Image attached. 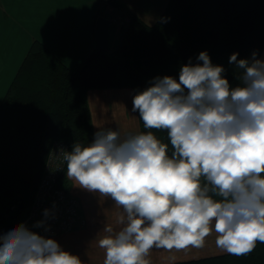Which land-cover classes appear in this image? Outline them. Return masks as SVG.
I'll return each instance as SVG.
<instances>
[{
  "label": "clouds",
  "instance_id": "9594fccd",
  "mask_svg": "<svg viewBox=\"0 0 264 264\" xmlns=\"http://www.w3.org/2000/svg\"><path fill=\"white\" fill-rule=\"evenodd\" d=\"M238 56L229 57L235 86L201 51L178 79L154 77L133 96L147 131L100 128L90 143L60 150L73 186L119 209V227L105 225L97 240L103 264H150L153 249H200L213 234L235 256L264 243V59ZM152 130L166 132L171 149ZM43 215L34 227L45 226L50 210ZM0 264L82 261L21 223L0 233Z\"/></svg>",
  "mask_w": 264,
  "mask_h": 264
},
{
  "label": "trees",
  "instance_id": "16d2710c",
  "mask_svg": "<svg viewBox=\"0 0 264 264\" xmlns=\"http://www.w3.org/2000/svg\"><path fill=\"white\" fill-rule=\"evenodd\" d=\"M112 2V0H108ZM166 21V22H165ZM264 47V0H168L153 24L130 15L118 45L94 50L71 70L40 44H33L0 102V233L24 223L51 144L94 138L86 91L130 87L134 95L154 77L178 79L181 65L207 51L225 77L238 83L229 64L258 58ZM140 132L147 131L139 119ZM169 144L167 133L152 130ZM65 169L56 185L68 191ZM170 264H264V243L249 255L220 253Z\"/></svg>",
  "mask_w": 264,
  "mask_h": 264
},
{
  "label": "crops",
  "instance_id": "0c3cea01",
  "mask_svg": "<svg viewBox=\"0 0 264 264\" xmlns=\"http://www.w3.org/2000/svg\"><path fill=\"white\" fill-rule=\"evenodd\" d=\"M168 0H0V102L14 80L31 46L40 44L73 70L94 50V24L98 15L111 21L108 46L115 48L130 15L153 24L163 13ZM264 59V47L259 56ZM134 92L130 87L92 88L86 91L91 125L95 134L100 128L125 133L140 132L137 112H132ZM66 174V172H65ZM68 191L80 202L82 222L74 229L48 238L64 250L78 255L82 264H103L104 252L97 244L105 225L118 228L110 198L73 186ZM215 240V234L207 238ZM224 253L208 246L187 251L153 249L150 264Z\"/></svg>",
  "mask_w": 264,
  "mask_h": 264
},
{
  "label": "built area",
  "instance_id": "2783aa9c",
  "mask_svg": "<svg viewBox=\"0 0 264 264\" xmlns=\"http://www.w3.org/2000/svg\"><path fill=\"white\" fill-rule=\"evenodd\" d=\"M61 149L68 151L64 141L55 140L51 144L36 192L24 219V224L29 229L46 237L70 231L82 222L79 200L69 191L56 185L58 176L66 166L62 157L57 156ZM45 209L50 210V217L45 226L34 227L37 221L45 219ZM45 227L50 230L45 231Z\"/></svg>",
  "mask_w": 264,
  "mask_h": 264
},
{
  "label": "water",
  "instance_id": "95a60500",
  "mask_svg": "<svg viewBox=\"0 0 264 264\" xmlns=\"http://www.w3.org/2000/svg\"><path fill=\"white\" fill-rule=\"evenodd\" d=\"M110 19L104 15H98L94 24L95 52L110 50L108 46V26Z\"/></svg>",
  "mask_w": 264,
  "mask_h": 264
},
{
  "label": "rangeland",
  "instance_id": "374dc122",
  "mask_svg": "<svg viewBox=\"0 0 264 264\" xmlns=\"http://www.w3.org/2000/svg\"><path fill=\"white\" fill-rule=\"evenodd\" d=\"M206 246H208L209 248H215L217 251H220L215 245V240H213L212 238L206 240L204 247H206Z\"/></svg>",
  "mask_w": 264,
  "mask_h": 264
}]
</instances>
